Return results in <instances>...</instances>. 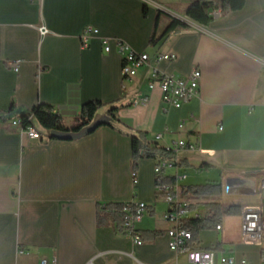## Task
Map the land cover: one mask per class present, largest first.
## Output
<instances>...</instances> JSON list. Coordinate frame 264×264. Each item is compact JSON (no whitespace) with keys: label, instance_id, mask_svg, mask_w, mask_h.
I'll use <instances>...</instances> for the list:
<instances>
[{"label":"crops","instance_id":"1","mask_svg":"<svg viewBox=\"0 0 264 264\" xmlns=\"http://www.w3.org/2000/svg\"><path fill=\"white\" fill-rule=\"evenodd\" d=\"M197 1L0 0V114L5 118H0V264H39L43 257L58 264L176 262L164 217L168 204L155 190V159L141 158L134 172L131 136L107 125L62 140L50 139L34 119L42 139H29L14 121L38 105L52 106L73 126L82 105L99 100L101 113L118 107L128 130L145 132L150 144L168 147L185 139L196 145L181 150L177 168L166 171L186 175L180 183L186 191L220 185L222 193L223 184L233 179L258 183L264 178V0H246L226 14L221 7L215 14L216 6L207 24L184 13ZM159 12L158 33L170 17L189 28L151 42ZM87 27L97 32L83 47ZM102 38H118L148 53L150 66L124 81L122 56L115 46L105 52ZM158 52L175 59L156 62ZM9 60L20 61L18 71L7 66ZM152 67L182 78L199 69V94L181 107H166L160 90L149 88ZM146 96L148 101L140 102ZM158 134L162 138L156 141ZM192 168L202 182L192 180ZM191 192L200 207L220 203L221 193ZM132 202L148 206L138 230L158 233L141 245L118 222L100 223L97 217L99 205ZM227 229L194 230L198 246L231 251L236 241L225 236ZM205 233L214 237L206 241ZM245 246L255 247L237 244L238 260ZM178 261L188 264L184 256Z\"/></svg>","mask_w":264,"mask_h":264},{"label":"built area","instance_id":"2","mask_svg":"<svg viewBox=\"0 0 264 264\" xmlns=\"http://www.w3.org/2000/svg\"><path fill=\"white\" fill-rule=\"evenodd\" d=\"M40 1V0H37ZM219 13L220 6L217 7ZM42 34L47 33L45 27L40 28ZM96 29L87 27L81 36L82 46L87 47L89 40L96 33ZM102 46L105 52H110L115 46L122 56V76L125 80L132 79L138 71L150 66L151 57L146 52L134 50L127 42L118 38H102ZM175 55L172 53L158 52L154 60L156 62L167 60L172 61ZM7 66L14 71H18L20 61H6ZM199 69L193 70L187 77L182 78L173 74L165 73L157 67H152L148 77L150 89L158 88L161 93V100L167 107H181L199 94V82L201 78ZM140 100H135L139 102ZM148 97H143L140 102L146 103ZM22 126L20 118L14 121ZM23 134L29 139L41 140L40 133L33 127H23ZM162 138V134L155 137L156 141ZM165 149L172 151L175 155L181 150H196L197 146L188 143L185 139L172 141ZM155 190L158 195L164 197L168 204L165 219L170 223L167 231L170 250L176 256L175 264L179 256H184L188 264H251L243 255L239 260L235 246L237 244L251 245L258 249V261L264 264V178L258 183L256 181H245L233 179L223 184L220 203L215 207H200L192 200V192L183 189L180 184L186 175L175 173L168 176V169L177 168V158L174 160L155 159ZM135 178V173L133 174ZM172 177L173 181L168 182L166 178ZM256 195L259 200L254 202L240 201L234 196ZM239 208V213L230 214L231 208ZM148 206L144 202H132L126 204L123 213L124 220L122 229L125 235L130 237L134 243L141 245L144 242L137 228V223L141 221ZM236 216L238 218L239 240L234 242L231 251L220 248L217 245L211 247L198 246L193 229L186 227L185 223L191 219H202L216 221V231L223 233L228 227V218ZM39 264H58L54 259L49 261L43 257Z\"/></svg>","mask_w":264,"mask_h":264},{"label":"trees","instance_id":"3","mask_svg":"<svg viewBox=\"0 0 264 264\" xmlns=\"http://www.w3.org/2000/svg\"><path fill=\"white\" fill-rule=\"evenodd\" d=\"M246 0H199L197 2L192 3L185 9V15L187 18L196 21L201 24H207L210 22L211 10L220 6L223 14H226L230 11H235L241 9ZM146 8H144V13ZM162 12L158 13V17L156 19L154 31L152 33L151 42L155 43L169 34L179 33L185 29L189 28V25L184 21L170 17V22L165 27V29L158 33V20L161 17ZM104 104L99 100H92L84 103L81 107V111L77 116L76 124L73 126H67L60 114H58L55 109L50 105H38L33 107L31 110L27 112H23L20 114L19 118L22 121V126H33V120L35 119L44 129H46L49 133L48 137L50 139H59L56 137H50V133L52 131L59 132L65 135H74L82 131L85 127L90 125L94 120L95 116L98 113L102 112ZM118 107L112 106L108 108L105 113L109 116V121L107 123H103L102 125H107L112 128L119 130L122 133H127L131 136L132 139V169L134 172L137 171L138 161L141 158H154V159H164V160H174L176 159V155L174 152L165 149L164 147L158 146L156 143L150 144L147 141L146 134L143 131H129L126 124H124L120 117L117 115ZM0 118L5 120V118L0 114ZM92 133V132H91ZM90 134V133H88ZM87 134V135H88ZM62 140H74V139H62ZM166 181L172 182L173 178L168 177ZM190 191L202 193V194H214L219 195L221 193L220 185H197L190 186L188 188ZM125 203H108L105 206L99 205L97 210V217L100 223H107L110 220L114 222H118L120 224V228L122 229V223L124 220L123 210L125 208ZM239 208L234 207L229 211L230 214L239 213ZM216 221L202 220V219H191L185 223L186 227H189L193 230L199 228H213L215 227ZM140 234L143 239H151L156 236L157 232H149V231H140Z\"/></svg>","mask_w":264,"mask_h":264},{"label":"rangeland","instance_id":"4","mask_svg":"<svg viewBox=\"0 0 264 264\" xmlns=\"http://www.w3.org/2000/svg\"><path fill=\"white\" fill-rule=\"evenodd\" d=\"M35 124L38 125L40 128H42L43 130H46L37 121H35ZM192 172H193V177H194L192 180L194 182L198 183V182H202L204 180V179H202V176H200L199 171H197V170L194 171V168H192ZM214 176H215V172L213 171V173L209 177V180H211ZM240 199L243 200V198H240ZM238 225H239L238 218L236 216L228 218V229H227V232L225 233V236L228 239L234 240V241L239 240ZM202 237H203V239L208 241V240L212 239L214 237V235L209 234V233H205L202 235ZM239 251L240 252L242 251V253L245 254L246 258L251 262V264H260L258 262V249H257V247L245 246L242 249H240Z\"/></svg>","mask_w":264,"mask_h":264},{"label":"water","instance_id":"5","mask_svg":"<svg viewBox=\"0 0 264 264\" xmlns=\"http://www.w3.org/2000/svg\"><path fill=\"white\" fill-rule=\"evenodd\" d=\"M109 121V116L106 113H98L94 120L92 121V123L90 125H88L87 127H85L82 131H80L77 134H70V135H65V134H61L59 132L56 131H52L50 133V137H56L59 139H78L81 138L83 136H86L88 133L93 132L94 130H96L101 124L103 123H107Z\"/></svg>","mask_w":264,"mask_h":264}]
</instances>
